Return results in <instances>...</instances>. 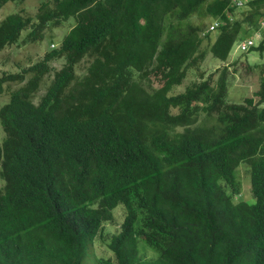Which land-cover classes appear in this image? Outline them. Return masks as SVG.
Masks as SVG:
<instances>
[{
	"label": "trees",
	"instance_id": "1",
	"mask_svg": "<svg viewBox=\"0 0 264 264\" xmlns=\"http://www.w3.org/2000/svg\"><path fill=\"white\" fill-rule=\"evenodd\" d=\"M247 6L237 17L231 0H48L36 18L1 22L0 51L25 28L39 40L50 25L78 24L27 69L66 62L40 103L27 84L0 109V264H84L87 241L120 203L121 230L105 239L118 264H264V30L250 48L263 56L257 99H224L228 66L170 94L206 58L211 33L192 18H224L210 51L227 61L264 19V0ZM153 77L160 86L146 85ZM22 78L0 76V94ZM241 162L254 203L235 201ZM141 238L158 259L138 257Z\"/></svg>",
	"mask_w": 264,
	"mask_h": 264
},
{
	"label": "rangeland",
	"instance_id": "2",
	"mask_svg": "<svg viewBox=\"0 0 264 264\" xmlns=\"http://www.w3.org/2000/svg\"><path fill=\"white\" fill-rule=\"evenodd\" d=\"M43 1L47 0L9 1L0 8V23L9 14L15 12H22L24 16L31 15L35 17L38 13L39 6ZM247 7L248 6L244 7L243 9L235 10L236 16H241L242 11L247 9ZM192 20L195 24H200L203 22L202 25H206L207 27L211 22V18L209 16L205 18L194 16ZM73 22L74 18L70 17L64 22L62 26L49 29L44 39L40 40L39 42H26L24 39L26 38V35L29 31L25 30L20 43L8 46L2 50V52H0V76L5 73L21 72L25 67L32 65L39 59H42L45 53L49 51L48 46L52 41H54L56 45L55 47L60 45L63 38L73 26ZM214 33L210 34V38L205 37L201 46L202 50L206 53V58L201 61L198 66L190 67L187 77L183 83L175 86L171 90L170 94L183 92L188 84L199 82L202 79L208 78L212 73L216 72L218 76L219 72L222 71L225 66H228L229 84L224 99L228 103H241L246 97H255L257 99L255 93L259 89L260 85V64L263 60L262 54L258 51L251 50L247 52H241L235 48V50L231 52L227 61H222L214 57L210 51L211 43L216 37V33ZM55 47L51 46L50 48ZM88 62L89 60L85 59L83 63H80L77 66V73L79 75L86 73ZM63 63V60H59L55 61L53 65H55L56 68H61ZM51 78L52 74L46 77L43 88L36 94V102H38L41 96L44 94ZM151 82L154 87L161 85L157 78H152ZM21 84L22 83L18 82H6L4 84V91L0 95V108L4 103L9 101L11 97V91L19 87ZM4 136V131H2V126L0 123V144H2ZM241 164L243 165L238 170V172L242 177V186L240 195L237 198L242 201L254 203L256 199L251 189L250 171H247V169H250V166H248L246 162H241ZM3 189L4 181L0 178V191H3ZM122 208H124L123 204L118 205V207H116V211L114 212V220L112 222L105 223L103 233L101 232L92 243H87L84 264H103L101 259L109 260L110 258H113V261L118 264L117 260L114 259V253L108 248L105 239L112 233L119 231L124 217V210ZM148 254L153 255L154 252L148 249Z\"/></svg>",
	"mask_w": 264,
	"mask_h": 264
},
{
	"label": "clouds",
	"instance_id": "3",
	"mask_svg": "<svg viewBox=\"0 0 264 264\" xmlns=\"http://www.w3.org/2000/svg\"><path fill=\"white\" fill-rule=\"evenodd\" d=\"M9 1H13V0H9ZM9 1H7L6 3H8ZM15 1V0H14ZM48 1V0H47ZM44 2V1H43ZM5 3V4H6ZM4 4V5H5ZM42 4V3H41ZM40 4V5H41ZM3 6V5H2ZM1 6V7H2ZM0 7V8H1ZM40 7V6H39ZM39 11V10H38ZM15 13H17V12H15ZM12 14V13H11ZM10 15V14H9ZM37 15V14H36ZM26 16H28V15H26ZM31 16V15H30ZM33 17V16H32ZM235 17V16H234ZM6 18V17H5ZM4 18V19H5ZM34 18H36V17H34ZM74 18V17H73ZM3 19V20H4ZM2 20V21H3ZM65 21H67V20H64L61 24H59V25H50V27L46 30V32H45V35L47 34V32H48V30L49 29H51V28H54V27H60V26H62L63 24H64V22ZM213 21V20H212ZM212 21L209 23V25H208V27L205 29V31L204 32H202V36H206L207 34H209V33H214V32H216V31H212V32H206V30L209 28V26L211 25V23H212ZM262 22V21H261ZM1 24V23H0ZM76 24H78V21H76L75 20V18H74V22H73V26L70 28V30H69V32L71 31V29L76 25ZM220 29V28H219ZM25 30H28L29 32V34L31 33V28L29 27V28H25V29H23L22 31H21V33H20V39H19V41L17 42V43H14V44H18V43H20V40H21V38H22V36H23V33L25 32ZM264 30V26H262V24L260 23V28H259V30H257L255 33H254V35L253 36H248V37H246V38H243V39H238L237 41H236V43H235V45H234V47H233V51L235 50V48L236 49H238L239 51H241L239 48H238V45H239V43L242 41V40H244V39H248V38H251V37H255V35H256V33L257 32H260V34H261V37H260V39H258L257 40V43L255 44V45H252V46H257L258 44H259V42H260V40L262 39V31ZM68 32V33H69ZM28 33H27V35H28ZM67 33V34H68ZM66 34V35H67ZM27 35H26V38L24 39L26 42H39L40 40H43V39H35V40H28V38H27ZM45 35H44V37H45ZM65 38V37H64ZM64 38H63V40H64ZM63 40L61 41V43H60V45L58 46V47H55L56 45H55V43H54V41H52L51 43H50V45L48 46V48H49V51H47L46 53H48V52H50V51H52V49H55V48H59L60 46H61V44H62V42H63ZM14 44H11V45H14ZM52 44V45H51ZM11 45H8V46H11ZM8 46H6V47H8ZM55 47V48H50V47ZM251 46V47H252ZM5 47V48H6ZM250 47V48H251ZM4 48V49H5ZM250 48L249 49H247V50H244V51H241V52H247V51H249L250 50ZM3 49V50H4ZM0 52H2V50L0 51ZM45 53V54H46ZM44 59V57L42 58V59H39L38 61H36V62H34L32 65H29L28 67H25L21 72H22V74H23V78L20 80V81H18V83H22L19 87H17L16 89H18V88H20V87H22V86H25V85H27V84H29L32 88H34L35 89V94H34V96H33V99H34V102L36 103V104H38V103H40V101H41V98H40V100L38 101V102H36L35 101V97H36V94L39 92V91H41V89L43 88V86H44V84H45V81H46V77L48 76V75H50V74H52V78H51V80H50V82H52V79H53V71L55 70V69H57L58 71L59 70H61L63 67H64V64L66 63L65 62V60L64 59H60V60H63L64 61V63H63V66L61 67V68H56V66L55 65H53V63L55 62V61H59V60H55V61H52L51 62V64H52V66H53V69H52V71L50 70V71H48V72H44L43 74H40V73H37V72H35V71H31V70H27V69H29L30 67H32V66H34L35 64H37V63H39V62H41L42 60ZM84 62V61H83ZM83 62H81V63H83ZM79 65V64H78ZM77 65V66H78ZM76 71H77V67H76ZM7 73H5V74H3V75H6ZM2 75V76H3ZM77 75H79L78 73H77ZM79 76H81V75H79ZM154 78V77H153ZM185 80V79H184ZM145 83H146V85L149 87L150 86V84H151V79H149V80H145ZM49 85H50V83L47 85V87H46V90H45V92H44V94L42 95V96H44L45 94H46V92H47V90H48V87H49ZM153 86V85H152ZM177 86V85H176ZM154 87V86H153ZM175 87V86H174ZM173 87V88H174ZM1 95V94H0ZM41 96V97H42ZM10 100V99H9ZM7 103V102H6ZM5 104V103H4ZM3 104V105H4ZM1 109V108H0ZM0 123H1V121H0ZM1 126H2V123H1ZM2 131H4L3 130V126H2ZM4 135H5V133H4ZM248 164V163H247ZM235 201H239V198H235ZM120 204H123V203H120ZM120 204H118V205H120ZM118 205L116 206V207H118ZM124 205V204H123ZM116 207L113 209V219H111V220H107V221H105L104 222V224L105 223H108V222H112L113 220H114V212L116 211ZM123 210H124V217H123V220H122V223H121V225H120V229H119V231L118 232H115V233H112L111 235H113V234H117V233H119L120 232V230H121V227H122V224H123V222H124V220H125V217H126V207H125V205H124V208H122ZM103 230H104V225H103V228H102V230L101 231H99V233H98V235L102 232L103 233ZM110 236V235H109ZM97 238V237H96ZM95 238V239H96ZM94 239V240H95ZM94 240H90V241H87V243H92ZM87 243H86V245H87ZM107 244V243H106ZM108 246V245H107ZM148 249H150V250H152L153 252H154V254L153 255H150V254H148ZM85 250H86V248H85ZM137 252H138V257L141 259V260H143L142 258H144V259H148L147 261H152V260H154V259H158L159 258V252L156 250V251H154V248H152V247H150L149 245H147V244H145V241L141 238L140 239V241H139V244H138V247H137ZM85 256V255H84Z\"/></svg>",
	"mask_w": 264,
	"mask_h": 264
},
{
	"label": "built area",
	"instance_id": "4",
	"mask_svg": "<svg viewBox=\"0 0 264 264\" xmlns=\"http://www.w3.org/2000/svg\"><path fill=\"white\" fill-rule=\"evenodd\" d=\"M249 1H251V0H231V7H233L235 10L243 9L244 7L249 5ZM228 18L231 21L235 18L234 15L231 13V11H228ZM224 23H225L224 18L217 17L212 21L211 25L206 30V32L217 31L222 25H224ZM261 24H262V26H264V19L262 20ZM260 37H261L260 32H257L255 37H251V38L242 40L239 43L238 48L241 51L247 50L252 45H255L257 43V40L260 39Z\"/></svg>",
	"mask_w": 264,
	"mask_h": 264
}]
</instances>
